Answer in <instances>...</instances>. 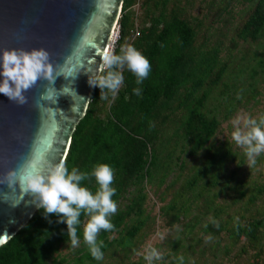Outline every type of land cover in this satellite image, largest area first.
Masks as SVG:
<instances>
[{
    "label": "trees",
    "instance_id": "trees-1",
    "mask_svg": "<svg viewBox=\"0 0 264 264\" xmlns=\"http://www.w3.org/2000/svg\"><path fill=\"white\" fill-rule=\"evenodd\" d=\"M185 1L142 0L136 14L132 7L137 0H123L113 50L119 54L121 46L132 45L149 60L150 73L137 85L135 75L125 67L122 86L107 100L99 99L100 89L93 87L72 134L64 162L69 171L76 167L89 173L83 186L97 191L95 177L90 175L97 164L114 169L112 199L117 212L110 217L114 229L101 230L97 237L103 242V259L95 260L83 241L86 214H81L78 225L80 245L72 248L68 258L60 253L62 246L72 247L66 224L57 222L56 215L46 218L43 209H37L0 246V264H138L130 255L144 241L146 225L151 223L147 184L157 190L164 185L162 200L167 192L171 194L160 210L168 227L182 223L183 231L190 234L200 218L209 215L201 227L205 233L219 235L225 230L232 244L244 238L241 251L252 249L254 261L260 259L264 210L256 203L263 201L264 181L247 184L240 179L245 151L217 141L216 135L223 121L260 94L256 75L264 72V56L255 65L249 61L258 57L253 45L264 39V0H242L249 3L247 14L229 30V36L227 24L214 25L212 19L189 13ZM228 1L217 4L215 15L227 10ZM247 70L250 81L243 85L242 74ZM137 87L139 96L133 92ZM226 190L233 192L231 203L218 202V197L226 198ZM244 196V210L238 217L228 213L226 208ZM180 244L174 241L175 252ZM179 257L171 264H181ZM182 257L185 264L186 256Z\"/></svg>",
    "mask_w": 264,
    "mask_h": 264
},
{
    "label": "water",
    "instance_id": "water-1",
    "mask_svg": "<svg viewBox=\"0 0 264 264\" xmlns=\"http://www.w3.org/2000/svg\"><path fill=\"white\" fill-rule=\"evenodd\" d=\"M123 0H0V50L43 47L62 75L40 79L17 104L0 94V180L9 170L44 171L64 161L85 114ZM37 208L18 184L0 182V246Z\"/></svg>",
    "mask_w": 264,
    "mask_h": 264
},
{
    "label": "clouds",
    "instance_id": "clouds-1",
    "mask_svg": "<svg viewBox=\"0 0 264 264\" xmlns=\"http://www.w3.org/2000/svg\"><path fill=\"white\" fill-rule=\"evenodd\" d=\"M125 67L135 75L137 85L147 79L151 70L149 60L132 45L121 46L119 54L111 48L104 51L99 73L91 78L88 76L89 85L100 89L99 99L107 100L109 94L113 98L117 95L124 82ZM59 75L62 74L54 67L50 53L43 47L0 50V94L17 104L28 102L24 93L40 79L52 82ZM133 92L139 96L141 89L134 88ZM232 123L235 127L231 134L232 140L244 148L248 157L247 167H251L256 164V157L264 153V116L259 120L247 115L237 116ZM90 175L95 177L98 184L95 192L82 184L89 173L81 172L76 167L69 171L64 161L51 164L44 171H31L22 167L9 170L0 182L18 184L21 190L29 194L35 207L43 209L46 218L56 215L57 222L66 224L73 248L80 245L78 225L81 214H86L88 221L83 227V241L91 256L99 261L103 259V242L97 240L98 234L101 230L114 229L110 217L117 212V204L112 199L116 192L112 187L114 169L100 163ZM162 258V253L151 245L145 250L144 259L148 264ZM178 259L182 264L183 257Z\"/></svg>",
    "mask_w": 264,
    "mask_h": 264
},
{
    "label": "rangeland",
    "instance_id": "rangeland-1",
    "mask_svg": "<svg viewBox=\"0 0 264 264\" xmlns=\"http://www.w3.org/2000/svg\"><path fill=\"white\" fill-rule=\"evenodd\" d=\"M185 1V7L189 13L196 15L198 17H205L213 20L214 25L227 24V36H229L230 29L235 26L239 19L244 17L247 14L248 2L244 3L242 0H229V5L227 10L222 11L221 14L215 15L213 12L214 8L217 4H223L224 0H215L213 5H211V0H187ZM142 0H137L136 4L132 7L136 14L140 12L139 5ZM137 23H139V17H137ZM119 33V32H118ZM118 33L116 27L114 29V33L112 34L109 48L113 50L115 43L118 38ZM117 34V35H116ZM237 51V50H236ZM258 54V57L253 58L249 61L252 62L253 65L257 64V58L264 56V39L260 41L259 44H254L252 47V52ZM259 71L261 70L258 67ZM249 72L242 74V82L243 85H246L249 80ZM256 83L257 87L260 91V94L250 101L245 107H240L236 113L225 120L221 124V128L216 135L217 141H228L232 143V149H236L238 152H244V148L238 146L232 140V132L235 130V127L232 123L233 120L236 119L237 116H250L254 119L259 120L262 116H264V72H259L256 75ZM248 157L246 156L245 163L240 167L239 178L242 180L245 179L247 184L251 181L258 182L264 181V153H261L256 157V164L247 167ZM234 167L232 163L230 168ZM173 175H170L166 182H168ZM255 185V183H254ZM177 186V185H176ZM164 185L161 186L158 190L154 186L146 185V191L148 193V197L146 199L147 210L149 211V219L151 222L147 227L146 225V236L144 237V241L141 242L137 250L130 255V260L134 262L148 264V262L142 258L144 256L145 250L149 245L156 248L160 253H162V260L154 261L153 264H171L172 260L175 256L181 254V256L185 255L186 260L185 264H251L252 262H257L256 264H264V249L261 251V257L258 261H254L253 258V250L249 249L247 252L241 251V246L243 244L244 238H242L239 242L232 244L230 239L228 238V234L225 230H223L219 235L205 233L202 230V226L205 225L206 221L209 219V215L201 217L199 222L193 227V230L189 232H184V225L182 223H175L173 227H168L165 224V217L161 213V206L166 204L171 194L167 192V196L165 200L161 199V194H163ZM165 193V191H164ZM226 198L218 197L216 200L223 204L231 203V196L233 192L227 191ZM235 194V193H234ZM246 197H242L236 204L232 207H227V212L236 214L238 217L239 213H241L244 209L243 204ZM263 201H257L256 207H262L264 210V198ZM251 210L254 208H250ZM237 211V212H236ZM192 214H196V210L192 209ZM224 216V215H223ZM152 217L154 221L152 222ZM188 218H184L182 222H186ZM193 232H197L193 235ZM115 236L116 234H112ZM163 237V238H161ZM178 239L181 244L178 247V251L175 252L172 245L174 241ZM195 241H198V244L194 246ZM73 247H68L66 245L60 248V253L62 255L67 256L68 258L72 257ZM113 258H107V261L114 260ZM68 264V263H64Z\"/></svg>",
    "mask_w": 264,
    "mask_h": 264
},
{
    "label": "built area",
    "instance_id": "built-area-1",
    "mask_svg": "<svg viewBox=\"0 0 264 264\" xmlns=\"http://www.w3.org/2000/svg\"><path fill=\"white\" fill-rule=\"evenodd\" d=\"M116 30H117V33L119 32V25L117 24L116 26ZM115 29V28H114ZM113 33H114V30H113ZM117 35V34H116ZM118 36H119V33H118ZM116 41V40H115Z\"/></svg>",
    "mask_w": 264,
    "mask_h": 264
},
{
    "label": "snow or ice",
    "instance_id": "snow-or-ice-1",
    "mask_svg": "<svg viewBox=\"0 0 264 264\" xmlns=\"http://www.w3.org/2000/svg\"><path fill=\"white\" fill-rule=\"evenodd\" d=\"M106 51V50H105Z\"/></svg>",
    "mask_w": 264,
    "mask_h": 264
}]
</instances>
